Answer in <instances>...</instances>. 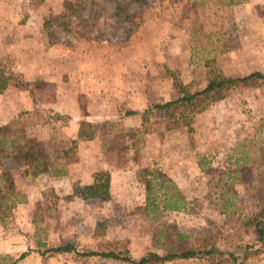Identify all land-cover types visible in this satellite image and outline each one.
<instances>
[{
	"label": "rangeland",
	"instance_id": "obj_1",
	"mask_svg": "<svg viewBox=\"0 0 264 264\" xmlns=\"http://www.w3.org/2000/svg\"><path fill=\"white\" fill-rule=\"evenodd\" d=\"M121 1L126 11L116 7ZM121 1L0 0V64L17 71L23 57L38 60L50 45L92 49L82 65L91 74L103 70L108 79V69L113 70L111 77L134 90L126 102L141 110L178 96L173 76L192 92L217 75L264 73V0H149L144 6ZM65 4L72 15L65 14ZM156 17L159 21L144 23ZM23 89L36 111L15 117V126L26 130L40 122L51 126L54 118L66 121L46 107L47 81L28 80ZM120 102L125 103L123 96ZM198 109L185 113V119L151 112L139 126L122 120L89 123L104 160L117 169L108 201L82 199L73 187L71 193L47 175L26 178L7 161L20 201L0 224V264H128L72 253L40 255L38 242L101 250L119 240L138 258L162 253L151 238L160 229L159 236L173 243L174 232H182L188 239L177 245L180 249L214 247L211 256L161 264H264V244L245 224L264 207V79L224 90ZM124 110H118L120 117ZM150 136L162 140L152 143ZM152 167L179 188V210L145 212L143 186L133 173ZM22 252L27 253L17 259Z\"/></svg>",
	"mask_w": 264,
	"mask_h": 264
},
{
	"label": "trees",
	"instance_id": "obj_2",
	"mask_svg": "<svg viewBox=\"0 0 264 264\" xmlns=\"http://www.w3.org/2000/svg\"><path fill=\"white\" fill-rule=\"evenodd\" d=\"M131 2L144 6L147 0H131ZM69 6L67 4L64 5L65 14L72 15V9ZM127 6L122 1L116 4V7L120 8L121 11H126ZM48 22V18L43 20V28H47ZM252 78L264 79V73L253 71L233 78L217 75L210 78L202 89L189 92L173 76V85L178 94L175 99L162 103H148L147 107L141 111L125 109L123 115L138 116L140 124H143L149 118L151 112H159L162 116H176L185 119V113L188 111L199 110L198 107L202 103L215 100L222 96L224 90L245 85ZM25 85L26 82L21 72L15 70L7 71L0 64V92L8 87L22 89ZM55 116L59 117L58 114H55ZM15 121V118H13L7 123L0 124V224L8 217L15 203L20 201V197L15 192V183L12 175L5 167L7 161L20 168L24 176L34 178L47 175L48 177L62 178L68 175V165L76 161L75 149L77 140L90 139L93 136L88 129L89 122L82 121L79 123L77 139H60L55 130L51 128L47 138L39 140L36 137L28 136L23 128L15 126ZM142 131H145V129ZM150 140L152 143H158L159 141L161 142L162 137L150 136ZM150 140L149 138H144L143 142L147 144ZM133 174L134 179H137V182L143 186L145 212L155 211L157 207H160L161 210H179L182 207L183 198L180 191L174 182L158 168H139ZM109 184V171L96 170L92 173L91 183L73 186V194L79 195L82 199L95 198L99 201H108L110 198ZM156 215L158 214L156 213ZM262 217H264V207L252 217L247 218L245 224L253 227L256 241L264 244V222L260 220ZM161 232L164 231L158 230L151 238L154 244L161 248L162 253L150 252L138 258L132 257L127 252L125 241L119 240L110 241L101 250H77L70 243L55 246H46L45 243H38L42 248L40 255L72 253L78 257L97 256L99 258L124 261L128 264H161L174 259L211 256L214 252L213 246H209V248L200 246L178 248V244L184 243L188 239L179 231L174 232L176 247H171L174 243L169 242L166 238L162 239L159 236ZM26 253H20L17 259L24 257Z\"/></svg>",
	"mask_w": 264,
	"mask_h": 264
},
{
	"label": "crops",
	"instance_id": "obj_3",
	"mask_svg": "<svg viewBox=\"0 0 264 264\" xmlns=\"http://www.w3.org/2000/svg\"><path fill=\"white\" fill-rule=\"evenodd\" d=\"M159 19L157 17L154 20L147 19L148 21L144 20V23H152L156 20L159 21ZM165 21L168 23L167 19ZM86 45L87 47L89 46L87 42ZM91 50L87 48L70 49L68 47L62 48V46L50 45L46 46V49L42 48L38 60L35 59V61L31 62V59H27L25 56L17 64L16 70L22 73L25 82L37 78L47 81L50 99L46 107L54 115L58 114L66 118L63 123H60L57 118L50 119L52 120L51 126H47L43 122L34 123L25 130L28 136L45 140L51 128H53L57 136L62 139H77L79 123L82 121L93 123L99 120H122L125 125L132 123L134 126H139L138 116L120 117V114L117 113L122 107L130 110H141L134 108L131 100L126 102L125 96L130 99L134 95V90L131 91L129 86H122L113 76L111 77L114 71L110 68L108 69V74L111 79H108L102 75L101 71L103 70H99L98 75L91 74L82 65V57L88 58ZM121 96L124 97V104L120 102ZM83 99H90L92 102H86L85 104L83 102L82 106ZM35 107L36 104H34L26 89L8 87L0 92V124L7 123L19 115L29 116L32 111H36ZM96 136L97 134L94 133L90 139L77 140L75 149L76 161L68 165V175L62 178H50L54 179L55 182L64 183L67 190L72 193L71 189L73 186L91 183L94 171L107 170L110 173L109 192L111 196L117 169L110 167L104 160L99 140ZM25 177L27 178V176ZM135 182L138 183L137 179Z\"/></svg>",
	"mask_w": 264,
	"mask_h": 264
}]
</instances>
